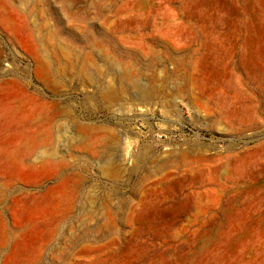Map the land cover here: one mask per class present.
Wrapping results in <instances>:
<instances>
[{
    "label": "rangeland",
    "instance_id": "obj_1",
    "mask_svg": "<svg viewBox=\"0 0 264 264\" xmlns=\"http://www.w3.org/2000/svg\"><path fill=\"white\" fill-rule=\"evenodd\" d=\"M0 264H264V0H0Z\"/></svg>",
    "mask_w": 264,
    "mask_h": 264
}]
</instances>
